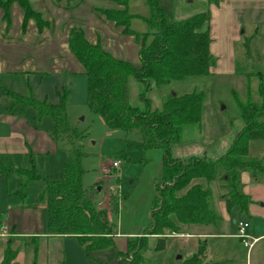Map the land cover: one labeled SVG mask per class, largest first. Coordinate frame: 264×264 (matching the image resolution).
Masks as SVG:
<instances>
[{
	"label": "trees",
	"instance_id": "16d2710c",
	"mask_svg": "<svg viewBox=\"0 0 264 264\" xmlns=\"http://www.w3.org/2000/svg\"><path fill=\"white\" fill-rule=\"evenodd\" d=\"M107 1L115 3L123 10H105L100 13L116 27L123 28L125 35L134 37L140 47V66L136 68L127 61L112 57L102 50L99 43H89L79 28L69 30L68 49L84 69L89 110L99 115L111 130L138 133L146 150L159 149L164 152L161 182L165 187H162L163 191L158 194L160 206L151 210L150 231L179 232L181 226H209L219 221L218 215L208 203L210 193L205 191L204 194L197 183L190 186L188 183L191 179L221 182L225 192L222 200L226 212L230 213L236 208L239 214L248 219V208L252 201L242 192L239 178L241 173H248L251 180L264 184L263 160L248 154L249 141L264 140L263 76H259L260 103L237 102L239 118L244 128L224 155L215 162L193 157L185 161L173 160L170 149L180 143L184 126L198 125L200 122L204 93L192 91L181 96L169 94L160 111H145L148 114L146 115L129 103L127 86L130 80H134L140 83L145 91H148L151 83H154L156 89L162 90L187 79L208 78L213 65L209 50L210 37L205 28L209 22V13L201 11L186 19L168 23L158 0H143L150 11L149 18L130 14L127 10L130 0ZM13 3L18 4L23 11V31L28 20H33L39 31L49 26L40 14L32 10L29 0H0V9L4 11L3 19L7 24L10 21L9 8ZM134 19L143 20L148 26V31H132L130 26ZM10 95L16 105H22V109L32 108L37 121L49 116L53 123L48 131L49 136L56 144L60 140H67L70 149L66 148L69 156L63 165L61 181L48 180L37 175L32 169H14L9 162L5 165L0 162V174H15L23 179L20 189L16 192L22 198L23 189L28 184H43L38 201L46 202L45 228L48 234L74 237L86 251L111 247L113 244L109 236L112 234V227L104 220L105 217L103 219L99 213L90 210L80 187L83 170L79 163V151L73 149L71 140L75 137L74 141H77L78 137H83L84 134L69 124L66 114L67 89L55 90L58 99L55 104L36 100L30 92L28 96L14 93ZM179 193L181 194L178 195ZM127 243L126 252H118V261L121 264H141L143 246L136 247L131 245L130 241ZM164 246L165 240L160 238L155 249L162 250ZM204 252L205 245H200L183 264H208L203 261ZM127 255L130 257L128 261ZM14 258L15 252L7 248L0 264H11Z\"/></svg>",
	"mask_w": 264,
	"mask_h": 264
},
{
	"label": "rangeland",
	"instance_id": "374dc122",
	"mask_svg": "<svg viewBox=\"0 0 264 264\" xmlns=\"http://www.w3.org/2000/svg\"><path fill=\"white\" fill-rule=\"evenodd\" d=\"M205 2L206 0H158V5L165 12L167 22L173 23L201 11H207ZM130 4V13L142 18H149L150 11L143 0H131ZM132 29L145 33L148 31V26L143 20L135 19L132 21ZM243 43L233 46L232 59L228 58L226 53H221L225 48L224 45H213V50L210 51L213 65L210 68L208 78L187 79L162 90L156 89L154 83H151L148 91H145L140 83L134 80L129 81L127 99L133 107L139 108L142 114H145V111H160L169 94L181 96L192 91L204 93L200 122L198 125L184 126L180 143L170 149L173 160L185 161L193 157L215 162L227 152L236 136L244 128L239 118L237 102L254 101L260 103L258 87L261 81L258 75L263 73L262 63L264 60L262 57H256L251 53L248 55ZM23 82L22 80V87L27 88ZM262 84L264 85V80H262ZM17 86H19L18 83ZM30 87L33 89V94L32 92L30 94L34 99L42 95L40 101L44 100L51 104L57 103L55 90L67 89L66 114L69 124L84 134L83 137H78L77 141H74L75 137L72 138L71 143L73 149L79 151V163L83 170L80 187L91 208L90 210L99 213L101 218L105 217V219L103 218L105 221L109 220L111 223L108 225L113 226V231L118 230L122 235L125 233L135 235L134 238L127 239V241L136 247L138 245L143 246L141 264H183L185 259L189 257L188 252H185L183 247L191 239H179V232L163 230L160 233H155L151 232L149 228L151 210L160 206L158 194L162 190L161 188L165 187L164 183L161 182L164 152L159 149L146 150L141 144L138 133L111 130L104 124L99 115L92 113L87 106L86 77L84 74L45 79L40 85L31 80ZM10 93L13 92L8 93L7 89H0V112L8 113L15 109V112L19 113L22 110V105H14L15 101ZM18 93L21 94V92ZM28 94L27 91L23 95L28 96ZM22 111L27 119L35 117L36 113L30 107L24 108ZM146 115L148 114L146 113ZM52 124L51 118L45 116L40 119L39 127L49 130ZM66 148L70 149L67 140H60L56 144L54 153L47 159L36 157L35 167L28 161L31 158V153H29V159H24L25 162L20 164H23L25 169H32L37 175L46 177L48 180L61 181L63 179V165L69 156ZM248 154L253 158L263 160L264 163V140L249 141ZM113 161L119 162V169L110 168L111 178L108 179L102 175V171L109 168ZM9 162L12 164L11 160ZM241 175L239 178L241 188L254 185L255 182L249 176L243 175L241 177ZM8 178L9 176L4 175L3 180L0 179L1 212L6 203H10L12 206V202L19 199L18 196H12V199L7 202L10 193L20 189V185L14 181L18 179L8 180ZM196 183L203 193L205 191L210 193L208 203L221 218V223L213 230L210 229L211 232L215 230L220 238L201 240L202 243L207 242L208 244V250L205 253L208 262L215 255H224L229 260L227 264H264L263 262L260 263L259 255L255 257L256 250L264 244H258L257 246L260 247L247 255L246 250L238 246L236 240L222 237L227 234H235L236 226L232 222L233 218L237 222H243L247 219L244 215L239 214L236 208H233L228 213L229 221H225L221 210L218 208L219 204L223 202L222 196L225 193L221 182L218 180L206 182L200 179H191L188 184L194 186ZM97 186L101 188L98 192H96ZM42 187L41 182L27 185L23 189L24 204L28 207L36 204ZM109 187L113 190H109ZM196 190L198 188L194 192ZM258 192L261 193L262 190L259 189ZM7 193H9L8 196ZM33 222L36 225L38 219L33 220ZM258 222L264 225V219L254 217L252 221H248L249 225H256ZM24 223L25 220H16V224H20V226H23ZM1 225L2 222L0 221V234H2ZM2 237H0V261L4 251L10 248L15 252V258L11 264H98V262H105L106 260L119 262L117 259L118 252L114 245L111 247L112 249L109 247V250L105 252L96 250L97 252L92 254L93 251H86L84 246L81 247L75 238L62 239L57 237V239L48 240L42 237H33V239L28 237L6 239L9 236ZM160 238H164L165 246L162 250H156L157 240ZM127 256L126 260L128 261L130 257ZM119 264L121 263L119 262Z\"/></svg>",
	"mask_w": 264,
	"mask_h": 264
},
{
	"label": "crops",
	"instance_id": "0c3cea01",
	"mask_svg": "<svg viewBox=\"0 0 264 264\" xmlns=\"http://www.w3.org/2000/svg\"><path fill=\"white\" fill-rule=\"evenodd\" d=\"M130 3L131 0L127 6L129 13ZM205 3L209 13V22L205 28L211 41L210 51L213 50V45L222 44L225 48L220 52L226 53L229 56L228 58L232 59L233 46L244 42L243 46L247 49L248 55L251 53L256 57H262V60H264V0H206ZM29 4L34 12L40 14L42 20L48 22L49 26L39 31L35 22L28 20L23 31V11L18 4L13 3L10 6V21L8 24L3 19L4 11L0 9V89L4 88L8 90V93L13 92L25 96L23 95L24 92L31 93L33 90L30 87L31 80L40 85L45 79L64 78L67 75H83V67L68 49V32L72 28L81 29L89 43H99L102 50L112 57L127 61L136 68L140 66L138 57L140 47L135 42L134 37L125 35L123 28L116 27L114 23L109 22L100 13V11L105 10H123L115 3L107 0H29ZM130 28L134 32L141 33L132 29V22ZM262 67L263 73L258 76H263L264 80V62ZM22 80L24 81L23 85L27 88L22 87ZM17 83L19 86H17ZM18 92H21V94ZM41 96L39 95L36 100L40 101ZM13 110L8 113L0 112V162L5 164V162L11 160L14 169L27 170L20 163L25 162L24 159L28 158L29 153H31V158H28V161L35 167L36 157L47 159L54 153L56 144L49 136V130L39 127L40 120L37 121L35 117L27 119L22 111L23 109L19 113H16L15 109ZM241 174V177L243 175L249 176L248 173ZM3 178L4 175L1 174L0 179L3 180ZM9 179H18L14 180L18 185L23 181L15 174L9 175ZM255 183L241 188L242 192L249 196L252 201L248 208V221H252L254 217L264 219V184ZM98 188L97 186L96 192L101 189L98 190ZM259 189L262 190L261 193H257ZM16 192L10 193L7 202L12 199V196H18V201H13L12 206L10 203H6L2 212L0 211L2 234L9 236L6 239L16 237L31 239H33L32 237H42L48 240L57 239V237L62 239L74 238L48 234L45 229V200L38 201L37 198L36 204L28 207L24 204V197H20ZM8 194L6 195L8 196ZM218 208L221 210L225 221H229L224 202H221ZM218 217L219 221L215 225L180 227L179 239H191L183 247V250L188 252L189 257L197 251L200 245H205V263H228L229 260L224 255H215L208 262L205 254L208 250V244L201 241L208 238H220L215 230L213 232L210 230L221 223L219 214ZM37 219L38 222L35 225L33 220ZM16 220H25V223L20 226V224H16ZM107 222L108 224L111 223L109 220ZM232 222L236 226L237 220L235 218ZM247 231L253 236L263 235L264 225L259 224V222L256 225L251 224ZM2 234H0L1 238H3ZM235 235L236 231L233 235L227 234L222 237L236 240L237 245L241 246ZM134 236L131 233L122 235L118 230L113 231L112 226V234L109 239L117 252L125 253L127 239L134 238ZM260 246L255 247L253 252L260 247L256 250L255 257L259 255L261 258L260 263H264V245ZM81 247L83 246L81 245ZM107 250H109V247L98 251L105 252ZM94 252L97 251H93L92 254ZM247 255L250 254L247 253ZM98 264H119V262L106 260L105 262H98Z\"/></svg>",
	"mask_w": 264,
	"mask_h": 264
},
{
	"label": "built area",
	"instance_id": "2783aa9c",
	"mask_svg": "<svg viewBox=\"0 0 264 264\" xmlns=\"http://www.w3.org/2000/svg\"><path fill=\"white\" fill-rule=\"evenodd\" d=\"M110 168H112L114 170H118L119 169V162H117V161L111 162L109 168H106L102 171V175L104 177H107L108 179L111 178L110 172H109ZM109 190H113V189L111 187H109ZM249 227H250V225L248 223V220H245L243 222H236L235 238H237L239 240L241 246L246 250L247 253H250L255 248V246H257L258 244H260V243L264 244V234L259 235V236L250 235L247 231L249 229ZM1 236H8V235L2 234Z\"/></svg>",
	"mask_w": 264,
	"mask_h": 264
},
{
	"label": "water",
	"instance_id": "95a60500",
	"mask_svg": "<svg viewBox=\"0 0 264 264\" xmlns=\"http://www.w3.org/2000/svg\"><path fill=\"white\" fill-rule=\"evenodd\" d=\"M98 190H99V188H98ZM180 258V257H179Z\"/></svg>",
	"mask_w": 264,
	"mask_h": 264
}]
</instances>
